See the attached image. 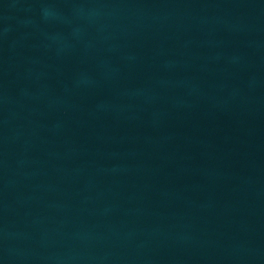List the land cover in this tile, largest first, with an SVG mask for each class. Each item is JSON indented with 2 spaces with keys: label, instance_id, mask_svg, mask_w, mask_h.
Instances as JSON below:
<instances>
[{
  "label": "water",
  "instance_id": "obj_1",
  "mask_svg": "<svg viewBox=\"0 0 264 264\" xmlns=\"http://www.w3.org/2000/svg\"><path fill=\"white\" fill-rule=\"evenodd\" d=\"M0 264H264V0H0Z\"/></svg>",
  "mask_w": 264,
  "mask_h": 264
}]
</instances>
